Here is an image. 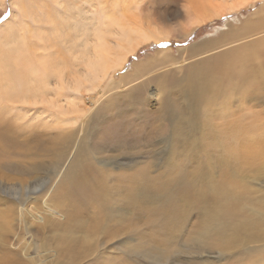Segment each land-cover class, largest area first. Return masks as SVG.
<instances>
[{"label": "rangeland", "instance_id": "obj_1", "mask_svg": "<svg viewBox=\"0 0 264 264\" xmlns=\"http://www.w3.org/2000/svg\"><path fill=\"white\" fill-rule=\"evenodd\" d=\"M234 1L200 4L219 12ZM237 1L246 5L184 31L175 0H107L87 14L83 0H0V264H264V0ZM114 26L172 33L91 79L92 91H63L55 105L79 119L66 124L75 134L65 149L60 117L38 110L54 95L32 97L43 83L27 90L26 70L40 74L52 50L72 59L78 46L49 47L51 37L107 36L112 47ZM239 48L246 76L189 84L196 61ZM67 65L76 74L81 64ZM212 210L223 211L224 234Z\"/></svg>", "mask_w": 264, "mask_h": 264}, {"label": "bare ground", "instance_id": "obj_2", "mask_svg": "<svg viewBox=\"0 0 264 264\" xmlns=\"http://www.w3.org/2000/svg\"><path fill=\"white\" fill-rule=\"evenodd\" d=\"M105 1H107V0H83V2L85 3L84 4L85 7L81 8V10L87 14L90 11L89 7H94V4L97 2L99 5H101ZM116 1H118V0H116ZM175 2H176V4H175L176 9L175 10H177L176 16L179 19V24L175 27L181 26V30H184V31H188V30H190V28H193L195 26H199L202 24L204 25V23H206L208 20H210L213 17L220 15L221 13H224L226 11H231V10L236 11L240 8L241 5H244L246 3L245 1L242 2V1L236 0L232 3L231 6L225 7V8L222 7V8H220L219 12H216V11L210 10L209 8L202 9V5L200 4V0H194L191 4L186 3L185 5L182 4L183 0H175ZM1 3H2V5H4V0H1ZM200 10H202V11H200ZM19 11L21 13H23L24 9L19 8ZM262 11H264V4L262 7ZM171 13H172L171 11H168L167 13L161 14L160 16L163 20H165L166 16L170 15ZM231 14H232V12H231ZM58 15H59V17H61V14H58ZM69 15H70L69 17L71 18L72 22H74V23L79 22V18H80V12L79 11L76 14L77 16H74V14H71V13ZM186 18H188V21H185ZM50 22H49L50 33H52V32L58 33L60 25L58 26V23L54 20L53 17H50ZM261 22H262V19L259 18L255 22H249L248 24H245V26L255 27V26L259 25ZM158 25H160V24H158ZM165 26H166V24H165ZM163 27H164V25H163ZM140 28H142V27H140ZM166 28L167 27H164L163 29H166ZM168 28H169L170 32H168V30H167L164 32L165 34L163 36H161L160 32L151 33V32H147L146 30L145 31H139L140 29H138V27H127L126 26V28L123 27L122 29H117V27L114 26L110 30V32L113 35H115L114 38H116V41L113 42L112 47H108V43L105 41L107 36L102 37L101 39L94 40L91 38V35H93V34H89V35L87 34V38L85 40H83V38L81 36L82 41L79 42V40H75L74 42H71L72 45H70L69 41H66V40L58 41L56 36H53L50 39H48L49 45L48 44L47 45L49 47L58 46V45L62 44L63 46H65V48L69 52H72V49H71L72 47L74 50L78 46V50L75 53H73L72 59L64 58V55H65L64 53H62V55L59 56L55 53L54 50H52L49 54L45 53L47 55L46 60H44L42 62L39 61V63L37 64V67L40 71V74H38V72L35 70V68L30 67L26 70V72L29 71V74H28L27 80L25 82V85L27 83H29L26 85L27 90H28V89H31L32 84L34 82L43 83V87L39 88L36 91L37 93L32 96L34 98L35 97H42V96L45 97V96L54 95L53 97L55 98L56 101L54 103L50 102V103H52L51 105H50V103H48V101L46 103L45 99H44L45 101L44 100L43 101H41V100L36 101L35 99L34 100L37 103H43L44 102L47 104V105L45 104L46 106L50 105L51 107H54L55 112H53V113H51V111H50L51 107L46 108L44 106L45 108H41L38 110H40V113H41L44 109H46V111L50 113L48 116L53 117L55 115L58 118L60 117L59 123L64 124V125H62L63 127L66 126L65 127L66 131H65V134H62V135L57 134V135H60L59 138H63L64 142H66L65 149L70 145V143L72 142L71 140L75 134L74 130H72L73 124H72V126L66 125V124H68L69 122L75 123L79 119L76 118L77 116L73 115L74 111H71V110L68 111V110L63 109L62 108L63 106L59 107V106L55 105L56 102H60L62 100V98L60 99V97H64L65 94L63 95V91L67 88L73 90L74 92L79 91L82 93L92 91V89H94V87H96L97 85H90L89 82H91V79L94 82H97L101 78L102 79L106 78L107 74L110 71L112 72V71L118 70L119 68H122L124 66V64L126 63L127 59L129 58L130 54L134 53L140 44H142L144 42H148L147 40L154 41L157 38H158V40H160V37L162 38V37H166L168 35H171V33H172L171 29L172 28H170V27H168ZM61 29L62 28H60V30ZM229 32H232V30ZM112 34H111V36H112ZM72 37H74V36H72ZM78 38L80 39V37H78ZM136 38H138L139 40L135 41ZM51 42H52V44H51ZM96 43H98V44H96ZM50 44H51V46H50ZM262 45L264 46V44H262ZM235 50L232 53H231L232 50H229L230 51L229 53H226V51L220 52V53H214L208 57H205V58H202L201 60L196 61L194 63V65L192 67H190L187 71L191 75V77L188 79L189 84H191V85H195V84H199V83L206 84L205 82H208L207 84L211 85L213 83H215V84L221 83V82H223L229 78H232L233 76L234 77L235 76L242 77V78L244 76H246L248 74V71H249V66L247 67L248 62L245 60V58H247L248 56L246 57V55L244 56L242 54L238 55L240 48L238 50L237 49H235ZM257 50H255V52ZM43 55H44V53H43ZM251 56H252V54H251ZM41 60H43V59H41ZM69 61H72L73 63H75L77 65L81 64V65H79L80 66L79 72H77L75 74V71L73 69L70 72L69 66L67 65V63ZM137 66H138V63L134 64L135 68ZM72 67L75 68L76 65L72 64ZM262 67L264 68L263 65H262ZM239 74H241V76H239ZM51 76H52V78H51ZM262 76H264V75H262ZM51 79H53L55 81L54 87H53V85L51 86L52 88L50 87V85L53 83V82L51 83ZM215 84H213V85H215ZM21 90H22V88H21ZM65 91L67 92V90H65ZM92 96H94V94ZM24 99H25V97H24ZM43 104H41V105H43ZM9 105H11L10 102H9ZM36 105H38V104H36ZM16 108H18V107H16ZM3 109L4 108L2 106H0L1 115L3 114ZM37 114H39V113H37ZM82 115H83V113H81V116ZM56 121H58V120H56ZM88 125H89V120L85 121L80 129H82V128L86 129L88 127ZM110 130H111V128L108 129L106 133L108 134ZM9 132H11V131H9ZM55 133H57V132H55ZM6 138H7L6 131L0 130V145H6L7 146V144H9V141L6 140ZM53 138H55V137L53 136ZM63 139H61V140H63ZM56 140L54 142H56ZM48 142H50V141H48ZM54 142L50 143V144L54 145ZM243 144L245 145V148L247 150L256 149V146L248 144L247 141H243ZM44 145H45V143H44ZM43 147H46V146H43ZM47 148H49V147H47ZM41 149H42V147H41ZM77 188L79 191H85L87 189L86 186H80ZM209 215H211V218H210L211 228H215V232H217V228L219 229V232L221 234H224L225 232H227L229 230L227 228L228 225L226 223H224L222 220V215H223L222 210H217L216 212L214 210H212V212L209 213ZM204 219H206V217H204ZM216 220H218L217 224H216Z\"/></svg>", "mask_w": 264, "mask_h": 264}]
</instances>
